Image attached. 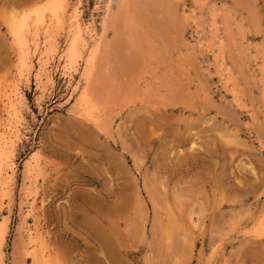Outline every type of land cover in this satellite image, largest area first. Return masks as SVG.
Wrapping results in <instances>:
<instances>
[{
    "label": "rangeland",
    "instance_id": "1",
    "mask_svg": "<svg viewBox=\"0 0 264 264\" xmlns=\"http://www.w3.org/2000/svg\"><path fill=\"white\" fill-rule=\"evenodd\" d=\"M51 1L0 0L4 264H264V0H67L19 47Z\"/></svg>",
    "mask_w": 264,
    "mask_h": 264
},
{
    "label": "bare ground",
    "instance_id": "2",
    "mask_svg": "<svg viewBox=\"0 0 264 264\" xmlns=\"http://www.w3.org/2000/svg\"><path fill=\"white\" fill-rule=\"evenodd\" d=\"M68 4L69 3L67 0H53V1H51V3L49 5H46L44 7H40V8L34 10L33 12H31L29 14H25L21 19H19L18 14H15V13L12 14L10 16V23L9 24H10V29H11V32H12L14 38L17 40L18 44L20 45V46L19 45L18 46L21 48H24V46H26V45H24L26 42L25 30L29 29L30 19L32 18V16L36 17V21L38 23L44 19L45 13L49 12V13H51L54 22L59 26H63V24H64L63 16L65 15V13L67 11ZM123 7H124L123 3L117 5L115 8H113L110 5V7L108 9L107 24L105 25L104 35L101 39V42H97L94 50L90 51L91 52L90 57L89 56H88L89 58L87 57L88 61H86V62H87L89 67L92 68L94 65V68H95V64L98 60V57H100V55L102 54L103 48L107 44L108 33H109V31H111L112 26L115 27L116 21H118L117 19L121 16V13H122L121 11H122ZM76 29L77 30L75 33V38L73 39V41L70 44V47L68 49V60H69V62H71V64L76 62L78 60V58L80 57V51H79L80 49H79L78 42L82 39L81 36H82L83 31H82L81 26H79V25L76 26ZM28 32H29V30H28ZM88 51H89V49H88ZM51 81L53 82L52 78H51ZM81 106H82V112L81 113H83V115L87 118H92L93 113H94V122L98 123L99 119L97 120L95 118L96 117L95 114H96L98 109L88 94H85L83 96ZM98 115H99V113H98ZM100 121H101V119H100ZM99 124H100V122H99ZM8 160H10V159H8ZM5 168H6V160L0 156V189H1V186L5 183L4 182V180H5L4 177L6 174ZM0 197H2V196L0 195ZM2 212H3V200L0 198V264H4L3 246H4V242H5V238H6V234H7V230H8L7 220L5 219V221H3V222L1 220ZM34 264H42V263H41V260L39 258H36L34 261Z\"/></svg>",
    "mask_w": 264,
    "mask_h": 264
}]
</instances>
